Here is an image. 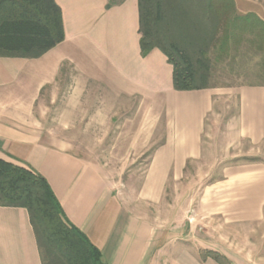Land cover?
<instances>
[{
	"label": "crops",
	"instance_id": "obj_1",
	"mask_svg": "<svg viewBox=\"0 0 264 264\" xmlns=\"http://www.w3.org/2000/svg\"><path fill=\"white\" fill-rule=\"evenodd\" d=\"M233 1L238 14L253 13L264 21V0ZM55 2L63 40L36 58L0 57V158L42 175L69 222L106 264H219L209 251L231 264H264V84L175 90L167 57L157 48L140 53L138 0L109 7L108 0ZM59 77L71 78L67 93L75 95V127H88V132L75 130V137H90L97 115L112 127L123 110H135L134 118L124 116L125 128L115 137L136 136L132 147L140 155L145 145L139 136L146 133L142 111H153L148 131L153 137L160 112L167 110L164 139L153 148L138 184L126 189L112 179L115 171L35 128L43 122L34 117L35 103ZM210 116L216 122L226 118L219 137L251 159L224 165L198 195L184 194L162 216L167 181L180 182L187 163L209 152L203 137H213L205 132ZM129 125L136 129L128 130ZM188 210L209 228L190 229ZM0 264H41L23 207L0 206Z\"/></svg>",
	"mask_w": 264,
	"mask_h": 264
},
{
	"label": "trees",
	"instance_id": "obj_2",
	"mask_svg": "<svg viewBox=\"0 0 264 264\" xmlns=\"http://www.w3.org/2000/svg\"><path fill=\"white\" fill-rule=\"evenodd\" d=\"M138 23L141 55L157 48L167 57L175 90L209 87L207 53L213 46L248 44L264 67V21L238 14L233 0H138ZM63 38L55 0H0V57L36 58ZM0 206L27 210L41 264H106L69 222L46 179L30 167L0 158ZM206 255L231 264L217 252Z\"/></svg>",
	"mask_w": 264,
	"mask_h": 264
},
{
	"label": "rangeland",
	"instance_id": "obj_3",
	"mask_svg": "<svg viewBox=\"0 0 264 264\" xmlns=\"http://www.w3.org/2000/svg\"><path fill=\"white\" fill-rule=\"evenodd\" d=\"M250 51V45L245 43L236 45L233 42L223 49L217 46L210 48L207 53L209 59L208 86L227 89L241 85L264 84V67L261 63V56H253ZM68 75H71V73H68ZM70 81V77H59L54 84L43 88L34 107V117L43 122L41 126L37 125L35 128L47 131L48 135L54 136V138L68 141L74 147L77 146L85 155L92 157V160L105 167L106 170L115 171L112 174V179L120 180L119 182H121L122 186L127 185L126 189L131 184H138L145 174L153 148L164 139L167 122V115L165 114L167 110L160 112V116L156 120L157 125L153 137H149L151 135L148 133L151 130V126L149 125L153 122L150 116L153 111L149 109L142 111L144 119L143 129L146 133L139 136L144 138L145 145V149L140 155L132 147L135 144L136 136L115 137L116 131L119 133L121 128H125L120 125L121 122H124L125 117L134 118L135 110H123L121 114L122 120L119 121L114 118L113 122L116 125L112 127L105 125V117L99 118L97 115V122L99 121V124L97 123L96 126L89 128L90 137L86 135L84 137H75V130H78V132H88V127L86 125L75 127V95L67 93ZM231 107V110H233L234 103H232ZM225 119V117H222L216 122L212 116L207 118L205 132H212L213 137H203V139H206L209 143V152L205 151L203 160L193 159L187 163L180 182H173L172 179L167 181L163 202L159 209L162 216L167 214V209L170 208H168V205L176 204L180 198H183L184 194L186 196L187 193L192 196L198 195L200 187L203 184L211 182L217 176H220L219 173L224 165L251 159V157L242 155L236 149H232L231 146L225 144V137H219L223 132L221 124ZM211 124L216 126H213L212 131H209ZM127 128L128 130L136 129V127L131 125L127 126ZM110 129L112 130L110 131ZM111 146L112 149L116 150L114 154L113 151L112 153L108 152ZM122 148L125 151H121L120 149ZM127 148L128 150L126 151ZM227 149L230 150L229 155ZM111 154L115 157L110 156ZM180 193L182 195H179ZM192 203L195 204L196 200ZM180 204H182V201L177 204L176 209L179 208ZM150 209L152 208L150 207ZM190 209L192 208L190 207ZM187 214L191 219H189L190 225H192V227H189L190 229L199 233L202 228H209L196 219V217L194 218L195 214L193 210H188ZM177 223L175 222L174 224ZM204 252L203 250L200 251V255H204Z\"/></svg>",
	"mask_w": 264,
	"mask_h": 264
}]
</instances>
